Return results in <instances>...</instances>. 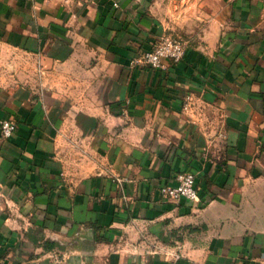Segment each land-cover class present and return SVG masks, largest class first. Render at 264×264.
<instances>
[{"label":"crops","instance_id":"1","mask_svg":"<svg viewBox=\"0 0 264 264\" xmlns=\"http://www.w3.org/2000/svg\"><path fill=\"white\" fill-rule=\"evenodd\" d=\"M195 16L156 69L151 4L0 0V264H264V1Z\"/></svg>","mask_w":264,"mask_h":264},{"label":"built area","instance_id":"2","mask_svg":"<svg viewBox=\"0 0 264 264\" xmlns=\"http://www.w3.org/2000/svg\"><path fill=\"white\" fill-rule=\"evenodd\" d=\"M264 1V0H263ZM116 5V3H114ZM186 52V45L170 35H160L150 48L140 51L131 60L132 64H144L151 68L166 69V59L172 63L178 62ZM192 95L184 96L183 109H189L192 104ZM16 123L11 118L0 119V135L9 137L15 130ZM175 184H164L160 186V193L163 198L176 202L181 198L195 201L199 198L198 187L195 184V174L191 171H178L175 173Z\"/></svg>","mask_w":264,"mask_h":264},{"label":"rangeland","instance_id":"3","mask_svg":"<svg viewBox=\"0 0 264 264\" xmlns=\"http://www.w3.org/2000/svg\"><path fill=\"white\" fill-rule=\"evenodd\" d=\"M134 2L151 4L154 10L157 11L158 15L161 14V17H164L165 23L170 26L166 27V32L161 33L160 35H170L175 37L176 39L181 40L184 45L192 41V39H190L191 34L197 35L200 25L199 23L202 20L196 18L195 12H198L202 0H134ZM172 11H181V16H179L180 22H178L179 27L169 28L171 27L174 18H177V16H173ZM159 36L153 40V43L157 41ZM187 38H189L190 41H188Z\"/></svg>","mask_w":264,"mask_h":264}]
</instances>
